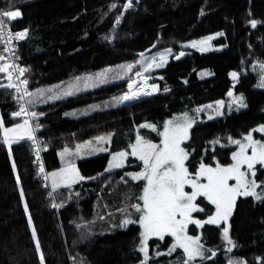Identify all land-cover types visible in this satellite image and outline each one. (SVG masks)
I'll list each match as a JSON object with an SVG mask.
<instances>
[{
	"label": "trees",
	"instance_id": "16d2710c",
	"mask_svg": "<svg viewBox=\"0 0 264 264\" xmlns=\"http://www.w3.org/2000/svg\"><path fill=\"white\" fill-rule=\"evenodd\" d=\"M128 2L0 0V12L22 13L16 19L2 16L12 29H28L19 44V55L30 93L109 65L131 64L127 72L132 75L142 70L138 63L141 54L174 50L163 67L147 72L158 90L142 99L125 104L117 99L108 107L77 117L70 115L74 112L70 109L121 97L131 82L129 76L60 101L39 104L29 96V104L42 124L39 134L49 147L45 153L48 171L57 166L58 151L65 146L110 132L128 141L135 138L137 126L143 121L151 120L161 127L167 117L179 111L199 115L200 105L228 98L233 90L245 93L247 107L224 111L213 119L197 116L186 142L192 171L200 164L229 163L233 148L216 141L242 137L264 123V89L254 87L257 76L253 69L255 62L264 63V0H131L132 6L126 9ZM253 20L256 27L250 23ZM214 33H218L211 41L215 48L210 50L181 46ZM4 64L5 59L0 60V65ZM233 72L238 73L235 80ZM7 79L6 73H0V121L4 125L22 121L13 115L17 111L16 96L6 86ZM142 132L158 138L155 132ZM107 159L108 153H102L79 160L85 179L53 189L51 197L32 141L25 138L7 146L0 127V264H41V253L44 264L187 261L179 248L155 251L156 239L150 241L152 248L145 260L140 251V225L132 222L123 226L129 204L119 203L131 193L133 202L138 200L142 181L129 180L131 184L126 185L120 181L126 171L142 164L130 158L124 168L106 172ZM258 176L264 177V164L259 165ZM202 198L213 210L214 205ZM223 225L206 226L211 247L192 264H226L228 252L240 256L245 264H264V199L247 196L237 200L229 219L230 248L225 247ZM171 241L166 237L162 245L170 246Z\"/></svg>",
	"mask_w": 264,
	"mask_h": 264
},
{
	"label": "snow or ice",
	"instance_id": "6c2138e0",
	"mask_svg": "<svg viewBox=\"0 0 264 264\" xmlns=\"http://www.w3.org/2000/svg\"><path fill=\"white\" fill-rule=\"evenodd\" d=\"M131 0L124 7L127 9L131 7ZM115 7V5H112ZM22 13L19 10L16 11H2L0 16L16 19L19 18ZM252 27H256L257 21L253 20L250 22ZM3 23L0 22V31L3 30ZM28 35V29H24L21 32L15 33V38L23 40ZM11 39V37H10ZM210 39V38H209ZM193 47L196 45L193 44ZM143 55V54H141ZM180 55H183L181 53ZM6 57L0 56V60H4ZM163 61L164 57H160ZM179 59V57H177ZM152 65H149L151 67ZM156 67L163 66L162 64H156ZM13 66L4 64L0 65V73H8L9 84L6 85L9 88H17L18 85L11 83V72L10 68ZM131 69L132 65L128 66ZM264 67V65H262ZM20 74L26 71V69H19ZM141 73H137V76H141ZM232 78L235 80L238 77V73H231ZM22 84H27V80L20 81ZM144 83H147L145 78ZM136 85V81H132L129 84L131 89ZM3 86V85H0ZM264 87V80L260 84ZM153 91H157L156 85H151ZM143 91V89H140ZM41 95L43 90H38ZM167 91V89H165ZM71 94V93H66ZM139 93L133 92L131 95L125 93L122 97L117 98L119 101H126L135 99ZM145 95H151V92H144ZM24 95H32L31 93L25 92ZM232 93L229 92V96ZM54 97H50L52 99ZM23 99V97H21ZM242 101V98H239ZM32 101H29L31 103ZM26 114V110L23 105L19 112L13 113L14 116H20ZM36 113H32V116H36ZM42 115V114H41ZM187 119V114H185ZM2 121H0V127H2ZM39 127V125H37ZM191 127V122L186 124H173V121H167L164 125V132L161 134L163 140L161 144H153L146 142L139 136L137 137L136 144L132 145L131 155L137 156L144 164V171L133 175V179H145L147 184L143 188V194L140 199L143 201V207L140 204L133 205L137 212L142 213L139 218V223L143 227L141 236L142 247L141 252L145 254V260L148 258L147 253V241L150 236H157L161 239L164 238L165 234H169L176 238V244L173 245V249L179 246L183 248L184 252L188 256V260H193L196 257H203L202 251L203 246L199 243V237L188 236L186 229L189 224H196L203 226V224H219L221 221H227L231 215L232 208L234 206L237 196H255L257 200L261 199V195H258L255 191L257 187L255 180L248 179V173L241 171V165L246 164L248 169H252L254 164H264V144H260L258 141H253L251 135L246 137L249 141L248 145L241 144L240 141H233V143L240 145V151L233 153L232 159L235 161L234 164L228 167H222L219 164L213 168L204 164L200 165V169L195 173V179L189 178L188 169L185 167V161L188 159V154L180 146L181 141L186 140L187 129ZM24 130V135L20 134V130ZM264 132V126L259 129ZM32 129L29 126L27 120L23 124H17L14 128H4V141L10 144L13 137L17 139H24L25 135L28 139L35 142V138L32 135ZM98 140L104 139L103 137L97 138ZM219 141H216L218 143ZM252 148V155L246 154L248 147ZM106 151V149H101ZM129 155L128 152H119L113 157L114 162H110L109 167H122L123 160ZM41 171L43 166L41 165ZM68 175L64 176L63 174ZM60 174L69 185L79 180L85 179L80 176L79 172L71 167L70 169H61ZM57 173H51L53 177L52 187L55 189L58 187L55 177ZM254 175V173H252ZM200 178H206L207 183H198ZM235 179L236 183L229 184V181ZM19 182V177H17ZM185 185H190L192 191L186 192ZM198 196L206 197L212 204L216 206V213L213 216H209L207 220L201 221L193 219L192 213L202 211L203 209L198 208L197 204L194 203ZM21 197H23V190L21 189ZM25 211H27V204L24 205ZM58 207V205H53ZM29 223L31 224V217L29 216ZM131 223V221L125 220L123 224ZM35 229L33 228V237H35ZM224 239L231 244L232 241L229 238V229L224 227L223 229ZM36 248L39 250V241H36ZM171 251V250H170ZM214 255V253H213ZM41 264H44V256L40 255ZM183 264H188V261H184Z\"/></svg>",
	"mask_w": 264,
	"mask_h": 264
},
{
	"label": "rangeland",
	"instance_id": "374dc122",
	"mask_svg": "<svg viewBox=\"0 0 264 264\" xmlns=\"http://www.w3.org/2000/svg\"><path fill=\"white\" fill-rule=\"evenodd\" d=\"M217 35H218V33H214V34L209 35L203 39H195L192 41H187V42H184L183 44H181V46L192 48L193 47L192 45L195 44L196 46L193 48H196L198 50L207 51V50H210L212 48H215V46L211 43V41ZM173 53H174V50L172 48H167V49H163V50L154 51L151 53L150 52L144 53L143 55H141L139 57V60H138V63L141 64V68H142V70L139 72L142 74L141 76H137L138 72H136L132 75H130V72H127V70L129 69L128 66L131 64H116V65L106 66L105 68L99 69L96 72H89V73L84 74L85 76L81 79V83H84V85H86V86L90 85V87L91 88L93 87V89H94V88H97L99 86L105 85L107 83L113 82L117 79H121V78H125V77L129 76V78L131 80L130 83H132V81H136V85H134L131 89L129 88V86H127L125 91L121 95L123 96L125 93H128L129 95H131V93H133V92H137L139 94L137 95V97L135 99H131L130 101H122V102L119 101V102L121 104H125L128 102H132L133 100H136V99H142V98H145L146 96H151L152 94H154L156 92V91L152 90L151 85L157 86V84L153 81L151 75L147 74V72L152 71V70H157V69L163 67L165 65V63L167 62V60H169L170 57L173 55ZM161 56L164 57L163 61H161V59H160ZM156 64H162L163 66L156 67L155 66ZM149 65H152V66L149 67ZM262 65H264V63L255 62L254 68H253L254 72L256 73V76H257V80L255 82L254 87L258 88V89H264V87L260 86V84L262 83V80H264V67H262ZM145 78H147L146 84L144 83ZM141 88L143 89V91L140 90ZM67 91L71 92L74 90L71 89L70 87H68ZM144 92H151V95H145V94H143ZM31 94L32 95H30V99L33 96V92ZM117 98L116 97L115 98L110 97V98L102 99L101 101H95L92 104L91 110L95 111L97 109H100L101 107H105L107 105H109V106L113 105L116 102ZM239 98H242V101ZM246 107H247V100H246L245 93L241 92V91L240 92H234L233 91L232 95L229 96L228 98L219 99V100H216V101L211 102V103L200 105L198 107L199 115H197L195 113V116H193V113L190 110L179 111V112L174 113L173 115L167 117L164 120L161 127H159L157 122H154L151 120L143 121L139 124V126H137L135 138H132L131 140H128V141H125V140L123 141L121 134L115 135L116 134L115 132H114L115 134L110 132L108 134H102V135L89 137V138L82 140V141H80L74 145L65 146V147L61 148L58 152L59 163L57 164L56 167H53L48 172L49 184L52 187L53 177L51 176V173H57L58 174L55 177L58 187H60V186H73L75 183L80 182L81 180H79L75 183H71L69 185L64 179H62V175L60 174V170L61 169H70L71 167H74L79 172L80 176H83L85 178V176L81 173V170L79 168V160L84 159V158H88L92 155L108 153V159H107L106 168H105L106 172H112L115 169L124 168L125 166L128 165L130 158L135 159L136 162L141 163L142 166L140 168H130L128 171H126L125 176L121 177V181H120L121 184L123 183L122 185H126L129 182V180H132L135 182H139L140 180L142 181V184L139 183L140 192H139L138 200L133 202L132 199L134 197H133V193H131V196H129L127 199L119 202V203H128L129 204V208H127L128 210H127L126 217L123 220V222L125 220H128V221H131V223L132 222L138 223L140 225V228H141L140 248H141L143 246L141 243V241L143 240V237L141 236V233L143 232V227L139 223V218L142 215V213L137 212L135 210V208L133 207V205L140 204L141 207H143V201L140 199V196H142V194H143V188L147 184V181L145 179H139V180L133 179L134 174L144 171L143 161H141L137 156L131 155V151H132L131 146L136 144L137 137L139 136L140 138H142L146 142H151L153 144L159 145V144H161V141L163 140V136L161 134L164 132V125L167 121H170V120L173 121L174 125L177 123L186 124L188 122H191V127H192L195 120L198 119L197 116H199V118H201V119H213V118L222 116L224 111H228V112L239 111V110L245 109ZM185 114H187V119H185ZM23 123H24V121H20V122L13 123L10 125H4L3 124V126H2L3 141H4V133H3L4 128H14L17 124H23ZM261 126H264V123L255 126L249 132L245 133L242 137H229L226 142H222L221 140H217V141H219L218 144H225L226 143L228 146L232 147L233 148L232 149V155H233V153H238L240 151V145L233 143V141H240L241 144L248 145L249 141L246 139V137H248L249 135H251L253 141H258L260 144H264V137H263L264 132L259 130L261 128ZM191 127H189L187 129L188 138L186 140L181 141V145H180L185 150V152H187V154H188V147H187L186 142L189 139ZM142 131H146V132H150V133L155 132V134L157 135L158 138H149V137L145 136ZM20 134L24 135L23 129L20 130ZM25 137H27V136L25 135ZM99 137H103L104 139L98 140L97 138H99ZM19 140H21V139H17L14 136L12 139V142L10 144L6 143V145L9 146L12 143L19 141ZM101 149H106V151H101ZM119 152H128L129 155L126 158H124L122 167L110 168L109 167L110 162H114L113 157L115 156V154H117ZM246 154L249 156L252 155V148L250 146L246 149ZM232 155H231V161L229 163L216 162L213 164H204V165H207V166H210L213 168H215L218 164L222 167H228L229 165H232L235 163V161L232 159ZM187 161H188V159L184 163H185V167L188 169L189 178L195 179L196 178L195 173L199 171L201 164L199 165V167L196 170L192 171L191 168L189 167V164L187 163ZM259 165H260V163H256V164H254L252 169H248L246 164H242L241 165V171L248 173V179L249 180H255L256 185H257V187L255 188V191L258 195H261V197H262L259 200H262V199H264V177L261 178L258 176ZM252 173H254V175H252ZM63 175L66 176L68 174L65 173ZM197 182L198 183H207V180H206V178H200ZM235 183H236L235 179H232L229 181V184L234 185ZM129 184H131V183L129 182ZM116 188H118V187H116ZM185 191L190 193L192 191L191 186L185 185ZM249 196H252V195H249ZM202 197H204V196H198L196 198V201H194V203L197 204L198 208L203 209V210L192 213V217H193V219H196V220L205 221L208 219L209 216L215 215L216 206L213 204L215 207L213 206V210H210L211 208L209 207V204L207 205V203L203 200ZM240 197H247V196H237L236 197L234 206H233L232 211H231V215L228 217L227 221L226 222L221 221L219 224H213V225L224 224L222 226V229H221L222 234H223L224 227H227L229 229V219L232 216L234 209H235L236 202ZM205 199L207 201H209L206 197H205ZM114 202L117 203L116 200ZM128 224L129 223L123 224V226H127ZM207 225H209V224L205 223V224H203V226H198L196 224H189L187 226V229H186L188 236L200 238L199 243L203 246V248H202V251L204 253L203 257L209 251V249H207V247H209V248L211 247V244H209V242H207L208 241L207 239H209L208 237H210V235L207 234V237H206V226ZM216 235H217V233H216ZM166 237H170L172 241H171L170 246L166 245L164 247L162 245V242L164 241V239ZM229 238L232 241L230 231H229ZM152 239H156L159 241V242H157L158 246L155 245L153 248L155 251H157L159 253H164L163 249H166V248L167 249L168 248L173 249V245L176 244V238L174 236L169 235V234H165L163 239H161L160 237H157V236H150L148 241H147V245H146L148 254L150 253V250L152 248L151 242H150ZM232 245H233V242L231 244L226 242L225 247L230 248V246H232ZM175 248L181 249L185 260L189 261L188 256L184 252L183 248H181L179 246H177ZM203 257H196L195 259L190 260L191 262H188V264H192L195 260L201 259ZM225 259L227 262L226 264H245L243 259L240 256H238L232 252L226 253Z\"/></svg>",
	"mask_w": 264,
	"mask_h": 264
},
{
	"label": "built area",
	"instance_id": "2783aa9c",
	"mask_svg": "<svg viewBox=\"0 0 264 264\" xmlns=\"http://www.w3.org/2000/svg\"><path fill=\"white\" fill-rule=\"evenodd\" d=\"M0 22L3 23V30L0 31V42L2 45V55L4 57H6L5 59V64L13 66L11 67L9 70L11 72V83L18 85L19 90H17V88H12L13 91L15 92L16 95V104H17V111H20L21 106L23 105V107L26 110V114H22L20 116H17L18 118H20L22 121L27 120L29 122V125L31 127L32 131V135L35 138V142L32 141L33 147H34V155L36 158V161L39 163V165L43 166V178L45 180L48 181L49 183V175H48V169L46 167V163H45V153L48 150V146L46 144H44V140L43 137L39 134L41 128H42V124L40 123V119H39V115L37 114V112L35 111V109H33L30 104H29V96L28 95H24L25 92H29V87H28V82L27 84H22L20 83V81L22 80H26L24 73L23 75L20 74L19 69L23 68V65L21 63V57L19 55V44L25 39L23 40H18L15 38V33L17 32H21L24 29L27 28H20V29H12V27L10 26V24L2 17L0 16ZM11 37V39H10ZM27 37V36H26ZM6 76L8 78V73H6ZM9 78H8V82L6 85L9 84ZM21 97H23V99H21ZM126 101H130V100H126ZM32 113H36L37 115L34 117L32 116ZM37 125H39V127H37ZM50 185V184H49ZM51 191L49 193V196L53 197V187H51ZM54 205H57L56 203H53Z\"/></svg>",
	"mask_w": 264,
	"mask_h": 264
},
{
	"label": "crops",
	"instance_id": "0c3cea01",
	"mask_svg": "<svg viewBox=\"0 0 264 264\" xmlns=\"http://www.w3.org/2000/svg\"><path fill=\"white\" fill-rule=\"evenodd\" d=\"M13 11H16V10H13ZM84 74H86V73L79 75L78 77H76L72 81L66 82L64 84L56 85L55 87H52V88H49L48 86H46V87H44V89H42L43 90L42 95L40 92H34L33 96H32L34 99L32 98V100L33 101L34 100L40 101V102H36L39 104L42 101L55 102V101H60L62 99H66L69 96H72L76 93H84V92L90 91L93 89V87L91 88L90 85L86 86V85H84V83H81V79L85 76ZM68 87H70L74 91L68 92L67 91ZM66 93H71V94H66ZM50 97H54V98L50 99ZM105 107H108V105ZM105 107H101L100 109L105 108ZM70 111H74V112H70V115H74V117H77V116H80L82 114L92 112L94 110H91V106H89V105H82V106L74 108L72 110L70 109ZM25 138H27V137H25Z\"/></svg>",
	"mask_w": 264,
	"mask_h": 264
},
{
	"label": "bare ground",
	"instance_id": "6f19581e",
	"mask_svg": "<svg viewBox=\"0 0 264 264\" xmlns=\"http://www.w3.org/2000/svg\"><path fill=\"white\" fill-rule=\"evenodd\" d=\"M8 80V79H7ZM4 84H5V82H4ZM29 84V83H28ZM14 96H16V95H14ZM15 102V101H14Z\"/></svg>",
	"mask_w": 264,
	"mask_h": 264
},
{
	"label": "water",
	"instance_id": "95a60500",
	"mask_svg": "<svg viewBox=\"0 0 264 264\" xmlns=\"http://www.w3.org/2000/svg\"><path fill=\"white\" fill-rule=\"evenodd\" d=\"M230 92L232 93V92H233V90H230Z\"/></svg>",
	"mask_w": 264,
	"mask_h": 264
}]
</instances>
